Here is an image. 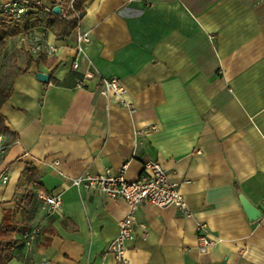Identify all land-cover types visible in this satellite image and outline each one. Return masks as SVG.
Masks as SVG:
<instances>
[{
  "label": "crops",
  "instance_id": "0c3cea01",
  "mask_svg": "<svg viewBox=\"0 0 264 264\" xmlns=\"http://www.w3.org/2000/svg\"><path fill=\"white\" fill-rule=\"evenodd\" d=\"M23 1L45 9L31 29L58 52L30 54L20 28L0 85L9 129L0 228L3 209L20 225L6 230L17 240L8 263L264 264V0H86L79 28L91 42L80 52L75 29L61 34L65 0ZM87 69L95 77L78 87ZM99 75L121 81L133 112L99 93ZM147 161L179 182L191 213L140 203L119 262L109 247L125 200L72 179L127 162L125 177L135 180ZM38 190L59 193L61 207L45 215ZM198 221L215 240L205 251ZM34 226L41 234L27 244L23 233Z\"/></svg>",
  "mask_w": 264,
  "mask_h": 264
},
{
  "label": "built area",
  "instance_id": "2783aa9c",
  "mask_svg": "<svg viewBox=\"0 0 264 264\" xmlns=\"http://www.w3.org/2000/svg\"><path fill=\"white\" fill-rule=\"evenodd\" d=\"M67 2L66 13L63 11V17L79 16L80 11L73 6L74 0H65ZM23 0H14L11 2H0V15H8L13 20L18 21L26 13L27 7ZM62 12V11H61ZM75 41L77 52L82 50V46L91 42V36L87 31H83L78 26L75 28ZM19 43L24 49L32 55L44 54L53 56L57 54L58 48L51 45L45 38V33L38 29H28L19 39ZM79 63L74 59L71 63L72 69H77ZM95 74L87 69L83 76L77 80L78 87H84L87 80L94 79ZM99 93L106 96L112 93L117 96L122 104L131 112L134 111L131 104L126 103L122 96L127 92L126 87L115 77H102L98 80ZM154 129V126H150ZM141 133V131H140ZM8 144L5 142L4 135L0 134V160L3 158ZM128 163H123L118 169L112 170L104 168L97 173H85L72 179L75 187L82 186L85 189H96L109 198H122L127 204V210L124 216L118 221L117 236L110 244V251L119 262H125L126 242L134 239V215L138 205L142 202L166 207L172 206L183 215H190V211L180 191V184L169 178L167 171L158 161H147L143 164V172L135 180H127L125 172ZM7 176L3 170L0 173V183L7 182ZM36 199L41 203V210L45 215L52 214L62 205V198L59 193H51L38 190L35 193ZM197 229V247L200 251H205L215 244V240L207 233L205 223L198 221ZM41 234L40 227L34 226L23 233V239L27 244H32Z\"/></svg>",
  "mask_w": 264,
  "mask_h": 264
},
{
  "label": "trees",
  "instance_id": "16d2710c",
  "mask_svg": "<svg viewBox=\"0 0 264 264\" xmlns=\"http://www.w3.org/2000/svg\"><path fill=\"white\" fill-rule=\"evenodd\" d=\"M86 0H74L73 6L76 10L80 11L79 16L63 17L62 31L61 34L69 35L71 30L78 26L79 20L83 14V5ZM65 5L67 2L65 1ZM68 6V5H67ZM45 15V9L42 6L30 4L27 6V11L22 17L15 21L10 16L5 15V21L9 22L11 25L20 26L23 31L31 28H36L40 25L41 18ZM6 40V35L0 30V51L4 48V43ZM8 127L5 124L4 116L0 112V134H4L8 131ZM19 224L13 219L12 212L9 209H3V218L0 228V264H9L12 257V248L17 243V240L12 239L6 230L17 229ZM5 229V231H4Z\"/></svg>",
  "mask_w": 264,
  "mask_h": 264
},
{
  "label": "rangeland",
  "instance_id": "374dc122",
  "mask_svg": "<svg viewBox=\"0 0 264 264\" xmlns=\"http://www.w3.org/2000/svg\"><path fill=\"white\" fill-rule=\"evenodd\" d=\"M0 30L6 35V40L4 43V48L0 51V85L3 78L10 76L8 67L11 62V54H13L16 49L15 47V35L20 34V26L11 25L9 22L5 21V15H0ZM10 38H9V37Z\"/></svg>",
  "mask_w": 264,
  "mask_h": 264
},
{
  "label": "water",
  "instance_id": "95a60500",
  "mask_svg": "<svg viewBox=\"0 0 264 264\" xmlns=\"http://www.w3.org/2000/svg\"><path fill=\"white\" fill-rule=\"evenodd\" d=\"M53 11L56 13H59V7L54 6ZM36 77L38 80H40L42 82H45V83L49 82V75L46 73L37 72ZM243 204H244V208L249 211L251 217H257V212L255 211V209L251 205H249V203L244 201Z\"/></svg>",
  "mask_w": 264,
  "mask_h": 264
}]
</instances>
